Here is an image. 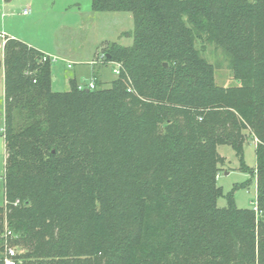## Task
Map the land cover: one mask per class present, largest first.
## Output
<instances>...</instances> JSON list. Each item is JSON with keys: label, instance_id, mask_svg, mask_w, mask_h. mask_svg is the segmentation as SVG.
Returning a JSON list of instances; mask_svg holds the SVG:
<instances>
[{"label": "trees", "instance_id": "trees-1", "mask_svg": "<svg viewBox=\"0 0 264 264\" xmlns=\"http://www.w3.org/2000/svg\"><path fill=\"white\" fill-rule=\"evenodd\" d=\"M134 18L105 86L52 88L46 53L8 38L0 264H264V0H92ZM236 84L217 82L208 45ZM257 140L254 208L227 205L230 145L243 170ZM19 200L16 204L15 202ZM9 230L11 236L6 238Z\"/></svg>", "mask_w": 264, "mask_h": 264}, {"label": "rangeland", "instance_id": "rangeland-1", "mask_svg": "<svg viewBox=\"0 0 264 264\" xmlns=\"http://www.w3.org/2000/svg\"><path fill=\"white\" fill-rule=\"evenodd\" d=\"M8 1V2H5ZM24 8L31 9L24 15ZM0 28L19 40L45 52L52 57V88L69 90V77L77 72L80 83L88 84L92 65H102V80L105 86L117 78L115 65L106 61V52L113 43L129 46L133 38L126 32L134 29V18L127 11H95L92 0H0ZM0 58L4 47L1 46ZM100 54L90 64L95 54ZM105 56V60L103 58ZM205 56L215 67L217 82L222 86L236 84L233 73L222 52L210 44ZM68 64L72 66L69 67ZM97 76L98 72L96 70ZM3 82L0 79V125L3 121ZM218 151L225 158L218 174V184L224 195L218 205H227V194L234 192L236 205L240 208H256L257 185L255 167L257 163L255 140L244 146L245 162L250 170L240 167V160L230 145H221ZM5 142L0 136V206L5 202ZM255 189V193H253ZM19 200L15 203L17 204ZM20 252L19 248L12 246Z\"/></svg>", "mask_w": 264, "mask_h": 264}, {"label": "built area", "instance_id": "built-area-1", "mask_svg": "<svg viewBox=\"0 0 264 264\" xmlns=\"http://www.w3.org/2000/svg\"><path fill=\"white\" fill-rule=\"evenodd\" d=\"M23 12L25 14H30L31 13V9L25 8L23 10ZM0 36L4 38L5 34L4 33H0ZM48 57L51 59V61L53 60L52 57H50V55H48V54H47V56H45L43 58V60L48 59ZM103 58L105 60V56H103ZM112 63H114V65H115L113 71L117 75H119L120 70H121V64L120 63H117V62H112ZM92 64H95V62L93 61ZM68 66L71 67L72 65L71 64H68ZM79 87L80 88L88 87L90 89L95 88V77L93 76L89 80L88 84H86V85L85 84H80ZM4 132H5V127L3 126V127L0 128V135H2ZM255 209L257 210V207ZM5 236H6V238H8L9 236H11V232L9 230H7L6 233H5ZM17 254H18V251L15 250V249H13L12 246H10V245L7 244V247H6V256H5V264H21L20 260L17 258Z\"/></svg>", "mask_w": 264, "mask_h": 264}, {"label": "crops", "instance_id": "crops-1", "mask_svg": "<svg viewBox=\"0 0 264 264\" xmlns=\"http://www.w3.org/2000/svg\"><path fill=\"white\" fill-rule=\"evenodd\" d=\"M5 2H8V1H5ZM25 9V8H24ZM23 9V10H24ZM23 10H22V13L24 14V15H29V14H25L24 12H23ZM0 33H4L5 34V36H4V38L3 37H1L0 36V38L2 39V43H1V46L2 47H4V44H5V42H6V40L10 37V38H16V37H14V35L12 34V35H9L8 33H7V31L6 30H4V29H2V28H0ZM17 39V38H16ZM22 41V40H21ZM31 46V45H30ZM45 53V52H44ZM98 54H100L99 53V51H97V53L95 54V57L91 60V62H90V64L92 65V62L96 59V57L98 56ZM102 65H92V71H91V78L93 77V75L96 73V70H97V72H98V75L99 76H97L98 77V79H100L101 81H103L102 80V67H101ZM77 72H74L73 73V76H70L69 77V83H70V81L72 80V79H75V81H77L79 84H83V83H80L79 81H78V79H77ZM90 78V79H91ZM2 82H3V99H2V101L1 102H4L3 100H4V81H3V79H2ZM2 115H3V121H2V124L0 125V128L1 127H3V125H4V109H3V107H2ZM1 136V135H0ZM5 142V141H4Z\"/></svg>", "mask_w": 264, "mask_h": 264}, {"label": "water", "instance_id": "water-1", "mask_svg": "<svg viewBox=\"0 0 264 264\" xmlns=\"http://www.w3.org/2000/svg\"><path fill=\"white\" fill-rule=\"evenodd\" d=\"M253 193H255V189H253Z\"/></svg>", "mask_w": 264, "mask_h": 264}]
</instances>
